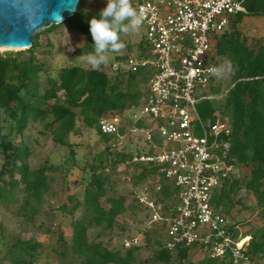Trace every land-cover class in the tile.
<instances>
[{
    "label": "trees",
    "instance_id": "16d2710c",
    "mask_svg": "<svg viewBox=\"0 0 264 264\" xmlns=\"http://www.w3.org/2000/svg\"><path fill=\"white\" fill-rule=\"evenodd\" d=\"M244 5L245 13L232 17L228 29L212 45L209 58L222 69V75L209 84L218 81V85L209 88L215 98L199 102L196 111L204 123L223 122L229 127L227 160L233 171L213 190L211 204L226 221V217H230L227 228L234 241L248 238L245 255L252 263L264 264V225L251 227L245 223L242 232L239 227L243 224L230 216L238 203L239 193L244 191L254 199V210L264 219V36L249 38L239 28L244 17H264V0H245ZM104 7V2L81 0L73 16L36 35L30 49L0 53V201L4 205L18 203L16 215L21 217L25 230V225L31 224L30 229L36 228L48 239H54V244L44 245L33 238L16 239L8 249L11 264H35L45 253L58 264H182L188 258L190 248L177 247L169 251L154 239L153 242L144 239L145 248L156 246L153 256L144 260L136 256L141 245L124 249L121 244L122 249L112 250L100 242L89 241V229L103 227L111 230L122 224L128 209L131 212L145 211L134 197L144 184L160 186L158 202L164 206L167 205L163 199L172 194L169 183L162 184L166 179L163 174L155 172L153 164L132 161L134 152L139 151L137 145L133 152L126 147L114 149L110 144L116 136L109 135L107 142L108 134H103L99 128L101 119L115 115L125 119L124 111L138 108L139 102L147 96L148 71H111L104 64L96 70L68 65L52 69L55 75H51V68L37 56V53L47 56L51 53L53 45L48 35L62 27L80 34L85 41L83 49L91 54L93 45L88 21ZM43 38V48L47 50L39 51ZM136 48L137 58H143L147 48L142 40ZM108 53L115 55L110 66L124 58L116 51ZM223 69L230 75L227 84L223 80ZM124 126H120L121 133ZM83 130L94 131L102 148L82 154L81 146L84 145L70 142L69 137H80ZM32 131L38 137H49L54 147L65 148L72 161L69 168L77 167L75 162L80 161L78 150L83 155L80 171L86 177L81 182H73L76 186L85 183L83 201L80 204L68 195L67 199L74 205L68 207L63 202L56 207L71 217L67 235L55 231L56 226L52 223L46 225L40 221L38 228L34 225L36 217L43 211L41 205L46 194L61 199L69 191L59 187L53 190L50 181L62 173H67L63 175L66 179L69 172L62 170L67 157L57 165L46 159L43 165L30 168V144L38 142ZM125 173L130 177L126 176L124 180L122 175ZM120 182L130 186L129 201L128 197L117 192ZM6 193L12 197L3 198ZM18 194L23 195L19 201ZM11 199L13 203L9 202ZM79 205L83 213L77 219L74 213ZM53 212L44 210L43 215L51 219ZM146 217L148 219L147 214ZM158 224L163 237L165 223ZM206 262L229 264L210 258H206Z\"/></svg>",
    "mask_w": 264,
    "mask_h": 264
},
{
    "label": "built area",
    "instance_id": "2783aa9c",
    "mask_svg": "<svg viewBox=\"0 0 264 264\" xmlns=\"http://www.w3.org/2000/svg\"><path fill=\"white\" fill-rule=\"evenodd\" d=\"M244 2L131 0L143 13L137 31L143 33L146 57L127 56L108 68L134 73L147 70V96L138 116L133 113L123 123L120 115L99 121L103 134L116 136L112 148L128 147L126 139L129 146L143 142L155 152L134 153L132 161L165 166L159 173L168 180L175 205L158 202L160 186L155 183L144 184L134 196L149 212V224L165 223L162 247L169 251L177 247L197 249L207 258L229 264H253L245 255L248 238L234 241L226 219L210 201L213 190L233 171L227 160L229 127L223 122H202L196 108L199 102L215 98L202 93L222 75L216 74L220 68L209 58L210 36H219L228 29L232 17L245 13ZM142 119L148 121L146 127L137 125ZM155 136L161 138L160 147ZM121 244L129 249L139 246L140 240L128 237Z\"/></svg>",
    "mask_w": 264,
    "mask_h": 264
},
{
    "label": "rangeland",
    "instance_id": "374dc122",
    "mask_svg": "<svg viewBox=\"0 0 264 264\" xmlns=\"http://www.w3.org/2000/svg\"><path fill=\"white\" fill-rule=\"evenodd\" d=\"M97 2H104L103 0H97ZM105 3V2H104ZM245 6V5H244ZM242 15V14H241ZM233 19V18H231ZM239 28L241 32L248 36L249 38H260L264 36V17L261 16H250V17H244L241 25H239ZM143 33L141 31H135V32H129L127 34H123L122 39L120 42H122L125 46L116 51L118 56H132L134 58L138 57V50L136 48V44L142 39L141 35ZM47 38V37H46ZM49 41L53 45V49L51 53L47 56L45 54L40 55V53H37L38 58L40 60H44L47 65L51 68V75H55V71L58 67L61 66H68V65H79L83 68L89 69L91 68L86 60V56L88 55L83 49V45L85 43L83 37L80 34L68 32L64 27L61 29L56 30L55 32H52L48 35ZM210 39L213 41V43L218 39V36H210ZM45 39L40 42V48L39 51L47 50L43 48L44 44L43 42ZM37 50V51H38ZM4 52H16V51H5L4 49H0V53ZM213 53V51H212ZM115 55L106 53V59L103 63L105 67H108L109 62L113 60ZM146 57V54L143 58ZM54 69V70H52ZM223 80L224 82L229 81L230 75L228 70L223 69ZM214 85H218V81L213 83ZM208 86V91L203 92L202 95H212L210 92V87L212 85ZM223 85V84H222ZM224 86V85H223ZM144 104V101H140L138 108L133 110L124 111L123 115L125 117H130L131 114L135 113V115H139V112ZM123 119V118H122ZM124 121V119H123ZM148 121L146 119H142L140 121L141 127H146L148 125ZM33 132V138H38L37 143L31 142V150L32 155L30 156L28 160V164L31 169L37 168L47 160H49L50 163L53 164H59L63 163L64 160L67 157V164L65 162V165H63L62 170H68L69 175H66V179L63 178L64 174L62 173L58 175L57 177L53 178L50 181V186L53 190H57L56 187H59L61 189H68L66 193L63 194V197L60 199L54 198L50 193L45 195L44 202L41 205L43 211L41 210L40 214L36 217V221L34 223L35 227H39L40 221L43 223H46V225H50V223L55 224L56 228L55 231L62 232L65 235L68 234L69 231V224L71 221V217L67 215L66 213H61L56 207L65 202L67 206L74 205V202H70V200L67 199L68 195H72V197L75 198L80 204L83 201V189L85 188V183H81L80 185H74L73 182H81V179H85L86 175L80 171L81 167H83V160L81 159V156L84 152H97L100 148H102V143L99 142L97 138V134H95L94 131H86L83 130L82 135L80 137H74L70 136L69 141L70 142H76L78 144H83L84 146H81V151L78 150V159L80 161L75 162L77 167L69 168L72 165V161L67 153V150L63 147H54L52 145V142L49 137H38L36 133ZM31 132V133H32ZM109 142V135L106 136ZM89 140V141H88ZM127 143L130 142L129 139H126ZM161 138L159 136H155L154 141L158 144V147H160L159 141ZM111 142V141H110ZM138 142V141H136ZM141 145L137 144V147L139 151L134 153H144V154H150L155 151L148 149L144 143H140ZM136 143L133 142L131 145L126 149L128 151L133 152L135 150ZM172 146H176V144H172ZM86 147V148H85ZM94 157V156H93ZM0 160H1V154H0ZM155 166V172L159 173V171L165 167L153 164ZM244 170V169H242ZM247 171V170H244ZM132 173V171H130ZM129 176L130 174H123L122 177L125 180V177ZM122 179V180H123ZM165 183H169L168 180L163 181L162 184L165 185ZM120 186L117 192L121 195H124L128 197V201L130 200L129 192H130V186L129 184H124L120 182ZM5 199H10L12 197L11 194H4L2 196ZM23 195L18 194V201L21 200ZM238 203L236 202V205L233 207L230 216L232 218L237 219L240 221L243 226L239 227L241 231L243 232L246 228L245 223H249L251 227H257V226H263L264 225V219H261V216L254 210L255 201L252 197L246 195L244 191H241L238 195ZM74 200V201H75ZM12 202V199L9 201ZM163 202L165 205L169 204H176V201H173V197L164 198ZM4 202L0 201V264H11L9 257H8V249L10 248L11 244L18 238H33L36 242H40L42 245L44 244H54V239L50 240L44 233L37 232L36 228L30 229L31 224L25 225L27 229H24V225L22 224V219L20 216H17V210H18V203L16 204H10L8 202H5L6 204L10 205H4L1 204ZM129 203V202H128ZM26 210V209H25ZM44 210L46 212H49V210H53V217L51 219H47L43 214ZM146 212V213H145ZM83 213V209L81 205H79L78 209L74 213L75 218L81 217ZM149 216V212L144 211L141 212L140 210H137L135 212H131L130 209L127 211V215L123 218L122 224L114 226L111 230H105L103 227L99 228H91L88 231V237L89 241L94 243H101L103 246L108 247L112 250H120L122 249L121 243L122 241L127 237H138L140 240L141 248L136 253V256L139 260H144L149 257H152L154 254L153 248L156 246L152 245L148 248L144 247L145 241L144 239L149 240L153 242L154 240L163 245L164 243V237H162V230L160 229V225L158 223H151L149 224V219L146 217ZM227 221L231 223L230 217H226ZM52 226V225H51ZM143 232V233H142ZM144 233H146L144 235ZM154 239V240H153ZM205 256H203L201 253L197 251V249L190 248L188 249V258L185 262L182 264H216L214 262H206ZM209 259V258H207ZM35 264H58V262L52 258L49 254H43L36 262ZM177 264V263H175Z\"/></svg>",
    "mask_w": 264,
    "mask_h": 264
},
{
    "label": "water",
    "instance_id": "95a60500",
    "mask_svg": "<svg viewBox=\"0 0 264 264\" xmlns=\"http://www.w3.org/2000/svg\"><path fill=\"white\" fill-rule=\"evenodd\" d=\"M81 0H0V49L25 51L33 38L74 15Z\"/></svg>",
    "mask_w": 264,
    "mask_h": 264
},
{
    "label": "clouds",
    "instance_id": "9594fccd",
    "mask_svg": "<svg viewBox=\"0 0 264 264\" xmlns=\"http://www.w3.org/2000/svg\"><path fill=\"white\" fill-rule=\"evenodd\" d=\"M143 13L138 12L131 0H106L105 7L89 19V33L93 52L86 60L93 70L105 62L106 53L122 49L120 35L135 32L142 24ZM220 75L222 69L215 70Z\"/></svg>",
    "mask_w": 264,
    "mask_h": 264
}]
</instances>
